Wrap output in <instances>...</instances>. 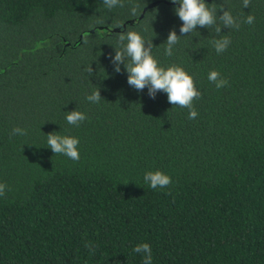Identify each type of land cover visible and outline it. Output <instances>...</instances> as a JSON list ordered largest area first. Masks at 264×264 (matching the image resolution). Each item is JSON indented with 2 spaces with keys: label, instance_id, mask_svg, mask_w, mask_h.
Wrapping results in <instances>:
<instances>
[{
  "label": "trees",
  "instance_id": "obj_1",
  "mask_svg": "<svg viewBox=\"0 0 264 264\" xmlns=\"http://www.w3.org/2000/svg\"><path fill=\"white\" fill-rule=\"evenodd\" d=\"M152 1L0 0V264H143L142 243L152 264H264V0H206L239 28L197 26L171 56L177 6L138 18ZM127 31L152 42L158 66L193 78L195 119L166 93L131 88L123 64L114 72ZM223 36L231 42L217 54L211 41ZM96 88L102 99L89 102ZM72 110L87 119L68 124ZM52 132L78 138V161L51 151ZM157 170L172 183L150 188L144 174Z\"/></svg>",
  "mask_w": 264,
  "mask_h": 264
},
{
  "label": "clouds",
  "instance_id": "obj_2",
  "mask_svg": "<svg viewBox=\"0 0 264 264\" xmlns=\"http://www.w3.org/2000/svg\"><path fill=\"white\" fill-rule=\"evenodd\" d=\"M171 2L179 7L174 8L175 14L182 21L179 29L181 35L178 36L175 30H170L166 40L164 53L166 56L173 54V46L179 42L181 36H185L196 31L197 26L211 28L215 26L216 33H221V26L217 24V19L226 28H239V23L223 5L219 7H209L205 0H171ZM251 0H242L243 7H249ZM105 7L111 10L114 7H123L122 0H103ZM222 11V15H217V10ZM132 14H136V8H132ZM254 16L248 15L244 23L251 25L254 22ZM121 45L120 50H115V55L110 57L114 66V72L120 73L123 64L127 72V84L137 92L147 88V94L150 98L155 99L158 92L167 94V100L171 105H177L181 108L188 109V119L192 120L198 116V112L193 107V100L199 99L201 93L194 86L193 78L186 71L176 65L167 68L158 66L157 60L152 56L151 49L153 47L151 41H145L140 34L135 31H127L121 33L118 37ZM127 43H124V41ZM230 39L223 36L219 39L211 41L217 54L223 53ZM127 60V63H126ZM88 76L93 74V69L89 65L86 68ZM208 80L215 84L217 89L228 85L227 79L221 74L212 70L208 73ZM89 102L99 103L102 99L99 89L96 88L86 97ZM84 113L72 110L67 112L66 121L70 125L78 126L86 120ZM26 129L14 127L10 135H26ZM47 145L54 154H62L73 161H78L80 154L78 151V138L60 135L59 132H52L46 135ZM144 182L152 189L164 188L172 183L171 178L161 171H148L144 174ZM7 185L0 183V196L5 195ZM85 247L91 252L95 251V245L91 242H85ZM135 253H143V264H152V252L147 243L136 245L133 249Z\"/></svg>",
  "mask_w": 264,
  "mask_h": 264
},
{
  "label": "water",
  "instance_id": "obj_3",
  "mask_svg": "<svg viewBox=\"0 0 264 264\" xmlns=\"http://www.w3.org/2000/svg\"><path fill=\"white\" fill-rule=\"evenodd\" d=\"M205 1H206V0H205ZM158 2H162V3H164V4H173L172 2H170V1H165V0H161V1H158V0H156V1H152V2L148 3L145 7H143V9H142L140 15L138 16V18H141L142 14H143V12H144V10H145L146 8L153 7V6H155ZM173 5H174V4H173ZM176 6L179 7L178 4H176ZM132 22H133V19L126 20V21H124V23L121 25V27L124 28V26H125L126 23H132ZM118 30H119L118 27H113V28L110 29V31H113V32H116V31H118ZM90 31H92V30H90Z\"/></svg>",
  "mask_w": 264,
  "mask_h": 264
}]
</instances>
